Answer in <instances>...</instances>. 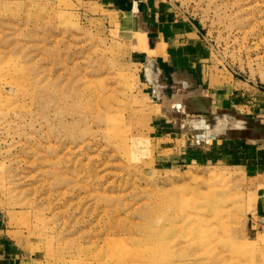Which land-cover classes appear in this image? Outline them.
I'll return each instance as SVG.
<instances>
[{
  "label": "rangeland",
  "instance_id": "rangeland-1",
  "mask_svg": "<svg viewBox=\"0 0 264 264\" xmlns=\"http://www.w3.org/2000/svg\"><path fill=\"white\" fill-rule=\"evenodd\" d=\"M169 1L198 27L228 99L196 127L189 93L163 77L162 112L194 147L227 119L215 138L238 140L220 157L168 151L161 99L143 91L112 11L96 0H0L9 264H123L109 250L139 227L168 234L179 264H264V0Z\"/></svg>",
  "mask_w": 264,
  "mask_h": 264
},
{
  "label": "crops",
  "instance_id": "crops-1",
  "mask_svg": "<svg viewBox=\"0 0 264 264\" xmlns=\"http://www.w3.org/2000/svg\"><path fill=\"white\" fill-rule=\"evenodd\" d=\"M96 1L115 14L114 23L131 46L130 61L139 69V77L142 76L143 91L150 100V93L154 98L161 99L158 100L160 103H153V106L159 109L157 131L161 134L160 139L170 145L168 151L174 150L171 153L176 152L174 157L177 159H199L206 156L213 159L225 155L228 146H234L230 142L236 143L238 139H216L217 135L211 137L212 132L205 131L199 135L197 133L196 143L205 139L207 147H194L188 135L173 123L170 124L167 113L162 112L167 98L164 94L167 85L162 83L163 77L175 79L173 82L189 93L188 100L192 105L186 112L199 119L195 122L196 127H207V119L227 109L225 104L228 93L224 88L227 85L218 86L221 79L213 81L217 75L209 66L210 52L198 27L181 19L169 0ZM177 107L180 108L181 105ZM220 123V126H226L227 119ZM223 130L219 128V133L223 134ZM9 245L11 244L7 243L4 234L1 235V264H9L12 260L11 255L3 249V246Z\"/></svg>",
  "mask_w": 264,
  "mask_h": 264
},
{
  "label": "bare ground",
  "instance_id": "bare-ground-1",
  "mask_svg": "<svg viewBox=\"0 0 264 264\" xmlns=\"http://www.w3.org/2000/svg\"><path fill=\"white\" fill-rule=\"evenodd\" d=\"M165 235L168 236L166 233L155 234L139 227L137 233L124 235L125 238L121 239L124 241V245L113 251L109 250V256L118 263L123 264L125 262L130 264H141L143 262L144 264H179L177 259L180 254H176L171 249L175 244H169L171 239L165 237ZM189 260L191 259H188L187 262Z\"/></svg>",
  "mask_w": 264,
  "mask_h": 264
},
{
  "label": "water",
  "instance_id": "water-1",
  "mask_svg": "<svg viewBox=\"0 0 264 264\" xmlns=\"http://www.w3.org/2000/svg\"><path fill=\"white\" fill-rule=\"evenodd\" d=\"M219 128H226V126L223 127V126H220V125H219V126L217 127V129H216V132L219 131ZM216 132L212 133V134H211V137H212V136L214 137Z\"/></svg>",
  "mask_w": 264,
  "mask_h": 264
},
{
  "label": "trees",
  "instance_id": "trees-1",
  "mask_svg": "<svg viewBox=\"0 0 264 264\" xmlns=\"http://www.w3.org/2000/svg\"><path fill=\"white\" fill-rule=\"evenodd\" d=\"M250 139H256V138H250Z\"/></svg>",
  "mask_w": 264,
  "mask_h": 264
}]
</instances>
